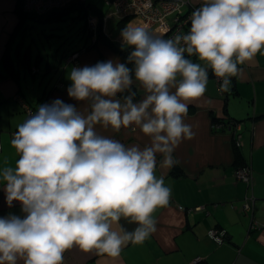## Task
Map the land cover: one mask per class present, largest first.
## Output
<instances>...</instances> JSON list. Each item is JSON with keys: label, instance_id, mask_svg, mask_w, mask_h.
Wrapping results in <instances>:
<instances>
[{"label": "clouds", "instance_id": "clouds-1", "mask_svg": "<svg viewBox=\"0 0 264 264\" xmlns=\"http://www.w3.org/2000/svg\"><path fill=\"white\" fill-rule=\"evenodd\" d=\"M120 37L121 48L131 49L126 62L74 66L68 74V96L85 111L55 99L17 126L10 143L18 159L0 168V183L7 205L19 202L24 215L0 217V264H63L76 246L117 257L148 239L153 214L171 199L156 174L157 154L170 169L175 149L194 137L185 118L207 90L208 69L229 92L238 66L264 55V0H201L187 34L164 39L128 26ZM134 82L145 91L139 102ZM97 126H136L150 144L126 146ZM122 219L136 226L114 230Z\"/></svg>", "mask_w": 264, "mask_h": 264}, {"label": "crops", "instance_id": "crops-1", "mask_svg": "<svg viewBox=\"0 0 264 264\" xmlns=\"http://www.w3.org/2000/svg\"><path fill=\"white\" fill-rule=\"evenodd\" d=\"M19 23L16 1L0 0V168L14 166L18 159L10 141L17 126L28 118L26 107L36 111L39 105L61 99L86 110V104L80 105L67 93L72 67L109 59L122 62L117 51L92 38L71 60L68 58L78 47L51 57H44L37 49L35 54L28 52V39L21 38ZM6 54L15 61L13 74L4 61ZM191 59L199 62L195 56ZM238 67L229 92H220L208 69L207 90L189 104L185 118L195 135L175 149V171L173 167L162 168L163 157L157 154L156 174L164 177L171 199L153 214L156 231L142 244H127L117 257L73 247L64 253L63 264H264V55L257 54ZM132 87L138 95L134 102H139L145 91L138 82ZM118 98L122 99L121 94ZM213 116L239 122L242 145L238 150L251 167L250 183L236 180L233 134L214 130ZM97 131L126 146L150 144V138L136 126L119 131L97 126ZM3 188L0 183V217L23 216L19 202L7 205ZM246 197L254 202L252 213L242 209ZM254 222L255 227H251ZM121 226L132 230L136 225L122 219L113 227L119 231ZM211 228L224 230L222 242L209 237Z\"/></svg>", "mask_w": 264, "mask_h": 264}, {"label": "built area", "instance_id": "built-area-1", "mask_svg": "<svg viewBox=\"0 0 264 264\" xmlns=\"http://www.w3.org/2000/svg\"><path fill=\"white\" fill-rule=\"evenodd\" d=\"M74 1L86 0H23L24 9L32 14L42 15L53 9L64 7ZM111 8L107 11L106 17H122L131 16L139 20L140 26L147 29L151 34L164 39H171L178 34H187L190 29V16L195 8L199 7L200 2L193 0H104ZM90 15V14H89ZM89 22V23H88ZM96 21L94 16L88 18V30H96ZM78 52H74L68 60L76 57ZM218 89L220 90V79L215 77ZM220 92H223L220 90ZM29 115L34 114L30 107H26ZM229 124L234 128L233 138L235 145H242L241 134L237 133L239 127L238 122ZM221 126L220 125H216ZM1 149V142H0ZM234 176L236 180H243L247 183L252 181V171L248 164L235 169ZM252 198L246 197L242 203V209L253 212ZM256 223H252L251 227H255ZM208 235L217 242L224 240L225 232L222 229L211 228Z\"/></svg>", "mask_w": 264, "mask_h": 264}, {"label": "rangeland", "instance_id": "rangeland-1", "mask_svg": "<svg viewBox=\"0 0 264 264\" xmlns=\"http://www.w3.org/2000/svg\"><path fill=\"white\" fill-rule=\"evenodd\" d=\"M86 3L87 13L84 12L86 19L78 17V12L74 10L70 11L69 16L60 20L29 19L25 27L27 29L26 41L28 39V42L33 44V53L35 54L37 49L44 57H47V54L51 57L55 52L62 54L64 51L70 52V50L77 47L81 48L83 44L91 43L90 38L96 39L98 28L106 39L121 45L120 31L128 27L133 21L137 23V26H140L139 20L137 19L136 21L131 16L106 17V13L111 6L104 0H86ZM91 15L94 16L97 28L89 32L87 21ZM120 21H125L122 24L123 26L120 24ZM84 24L86 31L84 30Z\"/></svg>", "mask_w": 264, "mask_h": 264}, {"label": "trees", "instance_id": "trees-1", "mask_svg": "<svg viewBox=\"0 0 264 264\" xmlns=\"http://www.w3.org/2000/svg\"><path fill=\"white\" fill-rule=\"evenodd\" d=\"M16 1V11H17V14L20 18V36L21 38H26L27 35H26V30L25 27H26V23L29 19H39V20H51V19H54V20H60V19H63L64 17H67L70 15V11H77V16L78 17H83L86 19V15L84 12L87 13V3L86 1L82 2V1H74L64 7H61V8H57V9H53L45 14H42V15H36V14H32V13H29L27 12L24 7H23V0H15ZM92 9V8H91ZM85 10V11H84ZM100 14H103L102 12H99ZM86 21V20H85ZM121 25L125 22V21H120ZM123 26V25H122ZM84 30L86 31V28H85V24H84ZM88 32V31H87ZM86 32V33H87ZM88 35V34H87ZM90 37V35H88ZM95 40H100V41H103L105 44H107L111 49H113L114 51H117L118 54L120 55L121 59H122V62H126V58L129 54V52L131 51V49L125 47L124 49H122L118 44L116 43H113L111 41H109L108 39H106V37L100 32V29L98 28V32H97V37ZM29 43V44H28ZM27 45H26V51L30 52L32 51V43L28 42ZM79 49L73 51L74 52H78ZM24 54V53H23ZM21 56V58L23 59L24 56ZM4 61L7 65V69L9 70L10 73H14L13 70L15 68L14 66V59L11 58L10 56H8L7 54L5 55L4 57ZM129 67H131V65H129ZM132 91H134L136 93V91L134 90V88L132 87ZM128 93L125 92L123 94H121L122 98L124 95H127ZM137 93H136V96L134 97V100L137 98ZM33 112L35 113V109L30 107ZM212 122H213V129L216 130V131H219V130H228L230 132H232V134L234 133V128L233 127H229L228 125L229 124H234V122H237L235 120H229V121H221L219 119H217L216 117H212ZM239 123V122H238ZM221 126H216V125H220ZM230 125V126H231ZM233 141H234V138H233ZM234 143V147H235V164L238 167L240 166H244L245 163L244 160L242 159V155L240 153V151L238 150L239 147H237L235 145V141L233 142ZM174 171H175V167H173ZM175 173V172H174Z\"/></svg>", "mask_w": 264, "mask_h": 264}]
</instances>
